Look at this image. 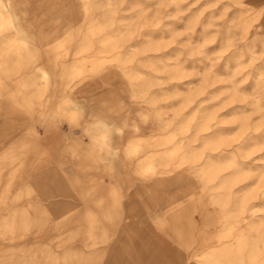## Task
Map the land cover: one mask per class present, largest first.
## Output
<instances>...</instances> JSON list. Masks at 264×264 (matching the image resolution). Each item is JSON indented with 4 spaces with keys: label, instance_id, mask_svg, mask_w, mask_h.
<instances>
[{
    "label": "rangeland",
    "instance_id": "1",
    "mask_svg": "<svg viewBox=\"0 0 264 264\" xmlns=\"http://www.w3.org/2000/svg\"><path fill=\"white\" fill-rule=\"evenodd\" d=\"M0 264H264V0H0Z\"/></svg>",
    "mask_w": 264,
    "mask_h": 264
}]
</instances>
